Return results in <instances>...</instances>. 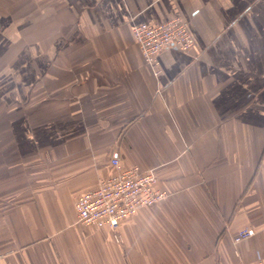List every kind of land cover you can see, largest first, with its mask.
Returning <instances> with one entry per match:
<instances>
[{
	"label": "crops",
	"instance_id": "0c3cea01",
	"mask_svg": "<svg viewBox=\"0 0 264 264\" xmlns=\"http://www.w3.org/2000/svg\"><path fill=\"white\" fill-rule=\"evenodd\" d=\"M171 18L193 44L150 66L132 26ZM0 88V264L264 258V0H0ZM112 156L166 194L82 224Z\"/></svg>",
	"mask_w": 264,
	"mask_h": 264
},
{
	"label": "built area",
	"instance_id": "2783aa9c",
	"mask_svg": "<svg viewBox=\"0 0 264 264\" xmlns=\"http://www.w3.org/2000/svg\"><path fill=\"white\" fill-rule=\"evenodd\" d=\"M132 36L145 63L154 66L158 54L167 48L188 50L193 40L186 23L179 18H171L159 24L137 23L132 26ZM112 173L102 179L95 188L80 194L74 203L76 220L82 224L108 226L115 230L119 222L136 214L143 206L153 205L166 192L156 186V176L152 170L137 164H123L117 156L110 159ZM253 233L251 228L240 230L234 240H240ZM234 264H248L236 261ZM264 264L258 257L255 263Z\"/></svg>",
	"mask_w": 264,
	"mask_h": 264
},
{
	"label": "rangeland",
	"instance_id": "374dc122",
	"mask_svg": "<svg viewBox=\"0 0 264 264\" xmlns=\"http://www.w3.org/2000/svg\"><path fill=\"white\" fill-rule=\"evenodd\" d=\"M0 90L3 92L4 91V89L3 88H0Z\"/></svg>",
	"mask_w": 264,
	"mask_h": 264
}]
</instances>
